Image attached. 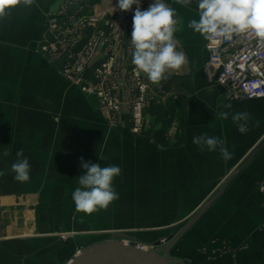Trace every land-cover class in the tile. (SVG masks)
I'll list each match as a JSON object with an SVG mask.
<instances>
[{"label":"crops","instance_id":"obj_1","mask_svg":"<svg viewBox=\"0 0 264 264\" xmlns=\"http://www.w3.org/2000/svg\"><path fill=\"white\" fill-rule=\"evenodd\" d=\"M55 2L34 0L31 6L17 5L0 20V170L6 172L0 177V264H65L83 249L81 235L74 234L62 241L60 235L69 234L67 227L54 225L53 214L47 216L48 223L36 220L33 218L36 211H26L25 206L22 209L24 200L18 197L22 186H63L60 176L54 183L53 172L68 167L67 154L78 156L81 151L59 146L55 136L62 137L58 128L70 115L76 116L73 120L78 125V122L84 123L85 110H90L80 93L58 76L44 52L37 51L39 45H46L50 40V33L43 30L42 23ZM180 8L173 6L178 18L182 13ZM174 35L177 39L176 32ZM193 37L192 43L197 48L202 46L203 55L195 56L194 46L190 45L192 51L186 53L193 73L185 80L178 70L179 79L172 86L177 93L171 107L173 120L186 138L173 152L179 159L183 155L180 161L189 164L188 170L227 172L223 176L237 174L233 181L239 188L256 187L264 180V99L230 101L223 88L215 84L213 71L206 66V39L202 42L199 33ZM150 97L146 104L144 136L158 139L164 133L162 122L166 108L163 102ZM229 104L231 108L226 107ZM219 111L229 112V118L221 120ZM54 112H60L55 115L60 122L57 126ZM235 112L250 114L248 132L238 131L231 119ZM64 132L68 133L66 139L74 136L77 139L84 134L83 131ZM202 133L222 138L233 153L232 158L225 161L219 150L201 151L193 143V136ZM5 150L7 155H3ZM19 150H23L31 164L28 182L15 181L11 172ZM38 180L43 183L39 184ZM262 203L264 198L257 190L248 196L215 198L173 245V264H264Z\"/></svg>","mask_w":264,"mask_h":264},{"label":"rangeland","instance_id":"obj_2","mask_svg":"<svg viewBox=\"0 0 264 264\" xmlns=\"http://www.w3.org/2000/svg\"><path fill=\"white\" fill-rule=\"evenodd\" d=\"M59 2L60 0H56L52 5L53 10ZM177 5L181 6L182 11L179 18L174 16L178 21L176 35L180 41L177 50L185 53L193 50L194 55L201 58L203 48L201 45L197 48L192 43L195 32L187 26L192 19H199L196 0H192L191 5ZM44 21L43 30H45ZM200 38L203 42L205 37L200 34ZM190 45L194 46L192 50L189 49ZM44 48L45 45H39L37 51L46 55ZM186 56L187 63L180 69L172 70L174 73L169 74L168 78L162 80L156 87L148 79L142 101L133 107L122 108V112L118 114L102 110L99 100L82 93L69 78L56 69L58 76L70 88H75L80 93L79 96L90 106L91 111L84 112V123L78 122V125L73 120L76 119L75 115H70L69 121L66 119L67 122L60 123L56 121L55 116L60 112H54V121H56L54 123L56 126L60 123L58 129L63 134L62 137L55 136L58 138L57 142H60L58 145L63 147L67 145L73 148L74 152L79 149L81 153L78 156L67 154L68 167L53 172L54 183H56L55 179L61 177L63 186L20 187L18 197L24 200L22 209L25 206L26 211H36L33 218L38 221L43 220L44 223H48L47 216L53 214L51 218L53 224H59L62 229L67 227L69 233L61 234L60 239L66 241L74 234L81 235L79 240H82V248L109 238L124 241L131 246L146 248L169 235L176 237L233 175L223 176L227 173L223 171L188 170L189 164L180 161L183 160V155L179 159L176 152L175 154L173 152L186 141L171 112L172 102L177 98L172 86L179 79L178 70L184 74L181 78L185 80L193 73L192 62L187 53ZM150 96L163 102L166 108L162 122L164 133L158 139L144 136L146 104ZM135 117H139L142 121L139 132L133 130ZM64 131H69L71 134L83 131L84 134L79 135L77 139L76 136L66 139L68 133ZM81 157L85 161L99 163L101 167L116 165L122 170L121 175L113 180V187L119 193V199L113 201L107 210L91 215L76 211L72 193L80 187L78 177L83 174L80 166ZM38 182L43 183L40 180ZM233 182L232 180L217 198L248 196L254 190L264 198V192L259 184L256 187L239 188L237 182ZM51 198H54L52 199L54 203ZM55 198L59 201L55 202ZM173 245L169 250L170 256L175 253Z\"/></svg>","mask_w":264,"mask_h":264},{"label":"built area","instance_id":"obj_3","mask_svg":"<svg viewBox=\"0 0 264 264\" xmlns=\"http://www.w3.org/2000/svg\"><path fill=\"white\" fill-rule=\"evenodd\" d=\"M153 2L140 0L139 6L146 10ZM163 2L171 8L178 4L176 0ZM117 3L60 0L44 16L45 30L50 33L44 48L48 62L82 93L99 100L102 110L116 114L142 101L148 80L143 72L137 76L132 64V20L137 5L121 11ZM219 40L206 39L205 43L206 64L215 84L230 101L264 99V39L248 31ZM141 128V119L133 118V130ZM259 185L264 192V180Z\"/></svg>","mask_w":264,"mask_h":264},{"label":"clouds","instance_id":"obj_4","mask_svg":"<svg viewBox=\"0 0 264 264\" xmlns=\"http://www.w3.org/2000/svg\"><path fill=\"white\" fill-rule=\"evenodd\" d=\"M33 2L34 0H0V20H4L15 6H31ZM176 3L187 6L192 4V0H176ZM133 5H137L131 33L134 71L137 76L143 72L153 84H159L168 78L170 70L180 69L187 63L186 53L177 50L180 41L174 35L178 23L174 18L175 11L163 0H154L146 10H141L140 0H118L116 8L129 11ZM196 6L199 9V19H192L187 26L213 43H219V38H231L233 34L248 31L264 39V0H196ZM226 107L231 108L232 105ZM217 115L221 120H227L230 113L219 111ZM231 119L237 124L241 134L249 131L248 112H235L231 114ZM256 126H259V121H256ZM193 143L201 151L205 148L209 152L219 150L225 161L232 158L233 153L229 152L225 141L220 137L202 133L193 136ZM3 155H7L6 150ZM16 156L17 160L11 165L13 179L28 182L30 161L24 156L23 150L17 151ZM80 166L83 170V174L78 177L80 187L72 193L76 211L91 215L107 210L113 201L119 199L113 180L121 175V168L116 165L101 167L99 163L85 161L83 157L80 158ZM5 175L6 172L0 170V177Z\"/></svg>","mask_w":264,"mask_h":264},{"label":"water","instance_id":"obj_5","mask_svg":"<svg viewBox=\"0 0 264 264\" xmlns=\"http://www.w3.org/2000/svg\"><path fill=\"white\" fill-rule=\"evenodd\" d=\"M237 174H234L223 188L206 204L203 210L191 220L176 236L153 242L150 247L131 246L124 241L107 239L91 244L77 251L65 264H173L169 254L170 247L202 215L207 207L217 198Z\"/></svg>","mask_w":264,"mask_h":264}]
</instances>
